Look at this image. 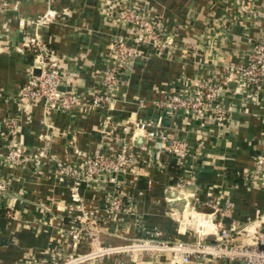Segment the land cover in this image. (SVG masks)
I'll list each match as a JSON object with an SVG mask.
<instances>
[{
    "label": "crops",
    "instance_id": "1",
    "mask_svg": "<svg viewBox=\"0 0 264 264\" xmlns=\"http://www.w3.org/2000/svg\"><path fill=\"white\" fill-rule=\"evenodd\" d=\"M108 1L3 0L0 178L9 179L11 189L0 198V264H51L61 261L65 252H89L92 239L75 243L68 232L92 210L100 227L98 241L110 246L128 244L138 235L153 237L156 229L165 240L202 237L212 242L226 229L233 241L245 244L250 242L246 230L264 226V187H255L247 175L264 151V86L244 90L232 76L250 47L264 39V0H252L250 6L245 0H136L150 14L162 17L175 34V45L165 54L145 47L144 56L124 72V82L103 110L89 104L91 91L111 65L112 37L124 32L103 10ZM47 12L55 17L40 26L42 38L57 52L62 70L69 74L64 88L79 93L81 105L71 112L46 111L40 99L23 105L17 98L20 87L37 71L25 45L30 27L18 22ZM212 74L230 80L220 94L227 111L224 120L187 116L167 108L159 112L156 104L172 92L184 86L193 90ZM158 114L167 133L186 136L192 145L193 181L182 189L176 187L182 169L164 144H158L155 130L136 127L137 121ZM108 117L111 124L105 126ZM10 118L17 124L14 137L4 126ZM202 138L204 145L198 148L197 140ZM14 141L31 151L46 148L50 158L39 168L29 164L14 167L5 158ZM123 142L139 156L133 168L120 177L123 194L134 202V213L124 212L115 224L101 208L111 186L93 182L76 189L71 178L60 180L53 173V165L55 160L76 164L96 154L115 155ZM146 146L158 154L153 157ZM228 201L232 206H227ZM183 212L190 215L186 225L180 221ZM138 215L142 228L133 223ZM87 264L194 263L122 253Z\"/></svg>",
    "mask_w": 264,
    "mask_h": 264
},
{
    "label": "built area",
    "instance_id": "2",
    "mask_svg": "<svg viewBox=\"0 0 264 264\" xmlns=\"http://www.w3.org/2000/svg\"><path fill=\"white\" fill-rule=\"evenodd\" d=\"M252 0H245L250 6ZM6 9L3 0H0V14ZM111 21L120 25L124 32L115 34L111 39L109 56L111 65L103 73L101 80L91 91L89 104L96 109H107L113 100L115 90L124 82L123 74L133 68L135 62L144 56L145 47H153L158 53H167L175 45V34L167 28L161 16H154L140 7L136 0H109L103 6ZM64 15L68 11L63 12ZM54 13L47 12L35 18H21L19 25L30 27L26 46L33 55V67L39 73H32L18 93L17 98L23 105L35 100H42L46 111L71 112L81 104L79 93L75 90H66L64 85L69 74L62 70L57 52L44 41L40 26L46 24ZM245 61L234 69L232 76L239 79L244 90H256L264 86V39L256 41L246 53ZM224 75L219 77L212 74L210 77L198 82L195 89L184 86L175 90L168 98L157 103L161 112L167 108L170 112L184 115H194L202 118L205 115L213 120L222 121L226 117V109L220 103V94L230 81ZM235 80V79H234ZM238 81V80H237ZM111 124L110 117L105 126ZM5 130L10 135L17 136V124L13 118L4 122ZM137 129L149 128L155 130L158 144H164L165 151L171 155L182 169L181 179L176 183L182 189L193 181L192 173V145L186 136L167 133L162 126V118H149L146 121H137ZM154 133V132H153ZM154 136L153 134H151ZM151 138V136H150ZM204 145L203 138L197 140L198 148ZM161 148L159 145L158 150ZM146 152L156 156L158 151L145 147ZM7 162L14 167L31 165L39 168L46 158H50L46 148L35 151L29 150L25 145L14 141L5 156ZM139 156L126 142L121 144L120 151L115 155L96 154L76 164H66L55 160L53 173L64 180L69 177L73 180L76 189L84 184L101 182L111 186V192L106 195L102 203V210L107 219L119 224L121 214L134 213V202L123 194L121 176L129 172ZM255 187H264V151L257 155L255 167L247 174ZM11 189L10 180L0 178V198ZM227 206H232L228 201ZM136 228H142V218L134 219ZM100 230L97 214L91 211L73 225L68 232L73 242H81L90 238L94 241L92 249L84 254L65 252L61 261L51 264H87L91 260L104 256L122 253H145L152 259L168 256L172 261L182 263H199L206 260L210 264H264V226L246 230L250 242L242 244L233 241L226 229H222L219 238L209 241L198 238L195 241H171L162 239V231H153V237L137 236L130 243L120 246H110L98 241ZM48 264V263H40ZM50 264V263H49Z\"/></svg>",
    "mask_w": 264,
    "mask_h": 264
},
{
    "label": "rangeland",
    "instance_id": "3",
    "mask_svg": "<svg viewBox=\"0 0 264 264\" xmlns=\"http://www.w3.org/2000/svg\"><path fill=\"white\" fill-rule=\"evenodd\" d=\"M189 216H190V215H189ZM189 216H188L187 213H184V212H183V213L180 215V221H182L184 225L188 224V222L190 221V220H189V219H190ZM185 223H186V224H185Z\"/></svg>",
    "mask_w": 264,
    "mask_h": 264
},
{
    "label": "water",
    "instance_id": "4",
    "mask_svg": "<svg viewBox=\"0 0 264 264\" xmlns=\"http://www.w3.org/2000/svg\"><path fill=\"white\" fill-rule=\"evenodd\" d=\"M36 73L38 74L39 73V70H37Z\"/></svg>",
    "mask_w": 264,
    "mask_h": 264
}]
</instances>
